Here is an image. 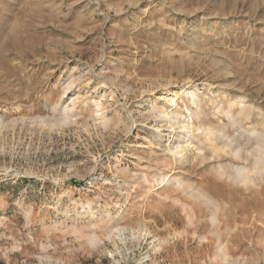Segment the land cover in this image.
I'll return each mask as SVG.
<instances>
[{
	"label": "rangeland",
	"instance_id": "rangeland-1",
	"mask_svg": "<svg viewBox=\"0 0 264 264\" xmlns=\"http://www.w3.org/2000/svg\"><path fill=\"white\" fill-rule=\"evenodd\" d=\"M0 264H264V0H0Z\"/></svg>",
	"mask_w": 264,
	"mask_h": 264
},
{
	"label": "bare ground",
	"instance_id": "bare-ground-1",
	"mask_svg": "<svg viewBox=\"0 0 264 264\" xmlns=\"http://www.w3.org/2000/svg\"><path fill=\"white\" fill-rule=\"evenodd\" d=\"M169 116H170V114H169V112L168 113H166L165 114V116H164V121H166V122H170V119H169ZM183 148V146L182 145H177L176 146V150L178 151L179 149H182ZM244 176H243V174H242V172H239L238 173V175H237V178H243ZM222 244V243H221ZM224 246V245H223ZM220 249H222V245H220ZM224 250V249H223ZM225 259H229L228 257H227V255H225Z\"/></svg>",
	"mask_w": 264,
	"mask_h": 264
}]
</instances>
